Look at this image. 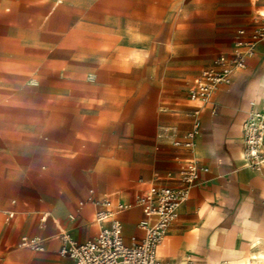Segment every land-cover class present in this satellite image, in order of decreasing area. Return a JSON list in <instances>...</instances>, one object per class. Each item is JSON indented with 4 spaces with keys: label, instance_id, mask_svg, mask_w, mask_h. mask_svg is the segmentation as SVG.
Returning <instances> with one entry per match:
<instances>
[{
    "label": "crops",
    "instance_id": "crops-1",
    "mask_svg": "<svg viewBox=\"0 0 264 264\" xmlns=\"http://www.w3.org/2000/svg\"><path fill=\"white\" fill-rule=\"evenodd\" d=\"M165 19V28L130 31L133 45L114 54L97 43L99 34L92 43L81 37L64 45L63 51L104 69L82 83L106 87L60 92L46 98L57 99L58 110H20L23 115L5 123L27 131L0 134V264H70L60 255L61 235L82 243L100 229L91 199L133 203L154 185L184 188L189 164L198 167L199 177L159 245L160 259L264 264V170L248 166L242 133L251 101L264 114V42L205 99L191 100L188 92L218 56L233 53L238 38L249 39L264 26V0H187L171 6ZM112 85L120 86L116 94ZM131 86L145 100L132 118L125 113ZM116 101L123 112L117 118L111 115ZM52 112L58 114L54 127ZM36 116L46 119L36 124ZM196 123L199 133L185 146ZM162 127L175 128L182 143L160 136ZM119 218L126 243L143 238L140 207ZM23 237L37 245L22 244Z\"/></svg>",
    "mask_w": 264,
    "mask_h": 264
},
{
    "label": "rangeland",
    "instance_id": "rangeland-1",
    "mask_svg": "<svg viewBox=\"0 0 264 264\" xmlns=\"http://www.w3.org/2000/svg\"><path fill=\"white\" fill-rule=\"evenodd\" d=\"M135 1L0 0V134L4 131H27L5 124L17 118V115H23L18 113L20 110H43L47 107L52 111L58 110L59 101L56 98L60 92L74 94L93 88V93H99L106 87L82 83L91 82L104 69L92 68L90 64L83 63L75 52L63 51L64 45L76 44L81 37L87 43H92L90 37L99 34L97 43L105 48L110 47L111 54L120 50L121 46L127 50L133 45L129 42L130 31L165 28V14L171 6L187 2L164 0L161 9L158 0ZM137 1L151 2L152 10ZM130 15L145 17L146 21L130 20ZM107 35L111 38L107 39ZM108 87L115 94L120 88L118 85ZM129 93L130 101L127 102L129 105L125 113L131 114L132 118L139 113L145 100L139 99L137 86H131ZM54 97L56 100L47 101ZM71 99L68 103H74V97ZM48 103L50 106H47ZM118 103L122 101H116L113 114L110 112L116 118L123 114ZM57 115L54 116L52 112L49 120L52 127L54 122H58ZM31 119L41 125L46 118L36 116ZM245 262L231 261L226 264Z\"/></svg>",
    "mask_w": 264,
    "mask_h": 264
},
{
    "label": "built area",
    "instance_id": "built-area-1",
    "mask_svg": "<svg viewBox=\"0 0 264 264\" xmlns=\"http://www.w3.org/2000/svg\"><path fill=\"white\" fill-rule=\"evenodd\" d=\"M240 34H245L241 30ZM264 42V26L255 29L249 39L238 38L231 55L222 54L214 61V66L204 70L194 82L189 97L191 100L205 99L212 89L222 83L231 81L235 68L246 66L244 58L253 56L256 44ZM200 130L196 123L193 130L186 134L185 146H191ZM244 153L248 166L255 171L264 170V114L256 109L255 101L250 102V111L242 124ZM160 136L172 137L175 144V128L162 127ZM199 177V169L189 164L183 170L184 188L152 186L133 203L114 202L111 198L91 199L96 208L95 222L100 225L97 235L90 240L79 243L69 233L61 235L60 255L69 257L70 264H201L187 259L170 262L160 259L158 248L172 224L178 219L182 204L187 200L191 187ZM140 207L145 218L139 223L144 231L142 239L132 237L130 244L124 239V228L119 216L134 207ZM154 218V221H151ZM22 244L37 245L34 239L23 237Z\"/></svg>",
    "mask_w": 264,
    "mask_h": 264
},
{
    "label": "bare ground",
    "instance_id": "bare-ground-1",
    "mask_svg": "<svg viewBox=\"0 0 264 264\" xmlns=\"http://www.w3.org/2000/svg\"><path fill=\"white\" fill-rule=\"evenodd\" d=\"M245 264H252L250 261H246V263Z\"/></svg>",
    "mask_w": 264,
    "mask_h": 264
}]
</instances>
